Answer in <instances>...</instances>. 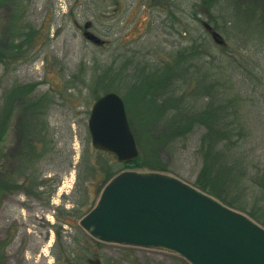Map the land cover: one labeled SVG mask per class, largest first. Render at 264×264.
<instances>
[{"label": "rangeland", "instance_id": "374dc122", "mask_svg": "<svg viewBox=\"0 0 264 264\" xmlns=\"http://www.w3.org/2000/svg\"><path fill=\"white\" fill-rule=\"evenodd\" d=\"M201 1L0 0V45L6 47L18 21L23 41L33 46L24 56L0 61V112L10 104L12 112L2 143L3 159H10L6 168L14 159L13 146L23 138V104L18 97L10 99L14 83L38 82L35 94L49 105L33 120L48 133L34 169L39 187L15 174L23 187L0 200L6 264H191L164 249L99 240L81 225L106 184L124 170L174 176L264 226V19L249 23L241 15L230 24L235 36H252V53H246L230 45L227 30L214 27ZM87 22L100 43L84 35ZM204 22L228 41L226 50ZM31 31L39 36L30 37ZM200 43L208 50L202 61L181 58L179 78L176 73L172 83L162 84L163 63L175 64L183 49ZM247 55L249 66L233 61ZM151 80L159 89L149 87ZM212 89L221 92L218 104L225 117L220 125L233 127L234 135L210 148L207 129L196 124L186 137L158 147L157 137L165 138L176 115L187 123L183 108L210 106L205 93ZM108 92L124 99L141 167H124L114 154L92 144L91 109ZM182 95L191 103L177 101ZM153 162L165 169L150 166ZM205 166L215 180L203 177ZM203 179L215 194L199 186Z\"/></svg>", "mask_w": 264, "mask_h": 264}, {"label": "water", "instance_id": "95a60500", "mask_svg": "<svg viewBox=\"0 0 264 264\" xmlns=\"http://www.w3.org/2000/svg\"><path fill=\"white\" fill-rule=\"evenodd\" d=\"M85 24L84 35L101 39ZM218 43L219 32L204 22ZM88 127L95 148L126 163L139 156L124 99L108 92L93 104ZM81 225L102 241L164 249L192 264H264V226L169 174L124 170L103 189Z\"/></svg>", "mask_w": 264, "mask_h": 264}, {"label": "trees", "instance_id": "16d2710c", "mask_svg": "<svg viewBox=\"0 0 264 264\" xmlns=\"http://www.w3.org/2000/svg\"><path fill=\"white\" fill-rule=\"evenodd\" d=\"M4 1L6 0H2V2ZM224 2L228 5L225 6ZM201 5L208 7L207 14L209 15V20L213 23L215 28H223L227 30L229 40H231L232 38L233 41V43H230L232 47L236 48V50H245L246 53H248L249 51L251 52L252 46L250 44L252 36L250 34H246L248 35V37H241L240 35L235 36L230 32V24L235 20L238 22L241 18V15L244 16L243 21H248L249 23L257 19L259 20L260 17H263L262 19H264V0H202ZM215 9H217L216 13L218 15L215 13ZM231 9L233 12L231 11ZM219 18L223 20V24L220 22ZM17 23L18 21L16 22V24ZM16 24L15 32L13 33V35H11V38L10 40H8L9 42L6 47L3 48L0 45V50L3 51V56L0 57V61H2L4 57L14 58L15 56L19 55L24 56L33 47L23 41V36H25L26 34L24 32L22 33V29ZM31 33L32 35L30 37L39 36L38 32L31 31ZM228 46L229 43L227 40H225L222 48L226 50ZM205 52H208L206 45L201 43L196 45L194 44L188 48L183 49L180 52L181 54L178 56V60L175 62V64L170 65V62L163 63L161 69L164 72L161 74L164 77L161 76L160 79L162 81V84H165V80L168 85L169 83H172V81L175 80V78L173 77L176 75V73L179 78L180 71H182L181 65L184 64V62L193 64V62L196 60L202 61V57L204 56ZM248 56L249 55H247L246 58L241 61L239 60V58L233 57V61L245 65L247 64V66H249L252 64V57ZM181 58L184 59L183 63L181 62ZM180 62L182 64H180ZM234 62H231L232 66H235ZM188 69L189 68L186 67L183 72H186ZM155 82L157 81H149V87L159 89V83ZM13 86L14 87L13 91L10 94V99H12L13 101L15 97H18L21 101V104H23L21 115V120H23L24 122V125L22 126L23 138L21 139L19 137L16 144L13 146L12 152L14 154V159L12 160L10 166L6 168V162H10V159H3L5 158V155L2 150V143L4 142V138L8 130V120L10 119V114L12 113L10 104V107H8V105L3 112H0V200L3 195L10 192L18 191L23 187L20 185V178L15 176V174L25 175L26 180H29L33 187H39V182H35V180L38 179V176L35 175L34 169L36 167V164L38 163L39 156H42L44 154L43 151L48 145V133L42 132L43 128L45 129V126L43 125V128H39V126L35 124V121H33L34 119H39V117L42 116L43 113H45V110L49 106H47V101L44 97L42 98L41 96L35 94V89L38 86V82H29L22 85H20V83H14ZM211 91L210 93H205L206 95H209V97H211L210 106L205 110H199L198 108H190L194 107L191 105L187 108H183L185 109V111H183L184 114L181 117L186 119L187 123L181 124L180 117L176 115L166 128L165 138H160V135L157 137L156 141L158 147H163L167 145L171 146L175 140H178L183 136L186 137L192 132L196 124H200L201 129H207L205 139H208L210 141V148H213L212 146L214 144L217 145L218 141H220V139H223V137H230L229 135L233 134V127H230V125H228L227 127L224 125H220L222 124V118L225 117L223 116V105L218 104L223 103L222 101L219 102L221 100V92H216V89H212ZM182 98H184V100H182ZM177 101H187L186 103H191L189 102L188 95H182L177 97ZM196 110H199L201 112ZM29 121H31V124H28ZM222 127H224L225 130H222ZM33 129L36 131V133H32ZM42 146L43 150L40 151V147ZM155 164L156 167H159V169H165L163 166L157 165L158 163L156 162L151 163L150 166H153ZM123 166L134 168L141 167L142 165L139 164L138 157L133 161L124 163ZM105 167L106 169H108L107 164L103 165L104 169ZM94 171L96 172V169ZM202 175L203 177L205 176L215 180V178L211 176V173L206 166L202 171ZM110 177L111 176L108 175L107 179H109ZM199 186L202 189L208 190L210 193L215 194V191L212 188L213 186H211L210 184H206L204 182V179L202 182H200ZM34 193L35 192H33V194ZM6 261L7 260L6 255L4 253V249L2 248V245H0V264H6Z\"/></svg>", "mask_w": 264, "mask_h": 264}, {"label": "flooded vegetation", "instance_id": "af4514ba", "mask_svg": "<svg viewBox=\"0 0 264 264\" xmlns=\"http://www.w3.org/2000/svg\"><path fill=\"white\" fill-rule=\"evenodd\" d=\"M30 229V228H29Z\"/></svg>", "mask_w": 264, "mask_h": 264}]
</instances>
